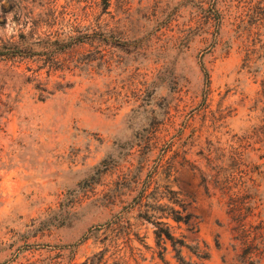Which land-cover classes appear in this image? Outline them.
Masks as SVG:
<instances>
[{"label":"rangeland","instance_id":"1","mask_svg":"<svg viewBox=\"0 0 264 264\" xmlns=\"http://www.w3.org/2000/svg\"><path fill=\"white\" fill-rule=\"evenodd\" d=\"M0 51V264H241L264 0H0Z\"/></svg>","mask_w":264,"mask_h":264},{"label":"trees","instance_id":"2","mask_svg":"<svg viewBox=\"0 0 264 264\" xmlns=\"http://www.w3.org/2000/svg\"><path fill=\"white\" fill-rule=\"evenodd\" d=\"M0 55L2 52L0 51ZM264 89V84H262ZM264 134V128L261 131ZM264 159V155L262 156ZM264 167V162L262 163ZM264 173V170H263ZM176 211V210H173ZM250 208L246 212L242 213V209L239 205L235 203V206L229 208L228 213L231 214V219L234 223L233 232L235 234L233 240L236 241L235 245H240L243 249L238 255V261L241 264H260L264 259V221L260 220L254 222L249 218ZM177 215L172 216L175 221H183L187 223L188 214L181 216L177 211ZM158 238H164L168 240L175 252V259L179 264H195L194 262H189L185 260L182 255V248L185 247L191 251L200 260H205L209 257V253L205 249H200L198 246H191L187 244L183 239H178L173 236V234L167 229L165 232L156 233ZM166 250V248H165ZM163 259V256H159Z\"/></svg>","mask_w":264,"mask_h":264}]
</instances>
